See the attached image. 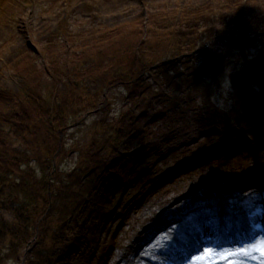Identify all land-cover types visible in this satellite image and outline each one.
Returning a JSON list of instances; mask_svg holds the SVG:
<instances>
[{"label":"trees","instance_id":"trees-1","mask_svg":"<svg viewBox=\"0 0 264 264\" xmlns=\"http://www.w3.org/2000/svg\"><path fill=\"white\" fill-rule=\"evenodd\" d=\"M263 37L264 0H211L161 8L116 26L90 27L65 17L46 41L36 42L37 52L21 48L6 66L18 78L17 89L0 88V264L13 262L35 233L25 264H63L72 244H64L56 255H44V241L80 215L84 224L101 223L99 207L122 187L145 131L158 126L168 133L174 125L170 119L196 105L194 92L204 78L220 74L230 61L243 62L231 68L233 75L254 70L251 79L260 93L253 104L264 107ZM247 44L248 49L257 47L249 59ZM229 79L235 86L231 74ZM114 89L126 100H154L160 110L153 111V103L148 115L151 106L145 105L116 130L70 143L68 130L82 115L93 114V124L103 125L111 105L105 94ZM208 109L198 112L203 124L212 118ZM107 152L108 159L101 162ZM79 173L93 183L91 193L74 200ZM79 246L89 249L90 243L84 238Z\"/></svg>","mask_w":264,"mask_h":264},{"label":"rangeland","instance_id":"rangeland-1","mask_svg":"<svg viewBox=\"0 0 264 264\" xmlns=\"http://www.w3.org/2000/svg\"><path fill=\"white\" fill-rule=\"evenodd\" d=\"M209 1L0 0V88L17 89L18 78L6 66L22 47L46 41L48 32L56 29L59 19L65 15L69 14L71 22L90 27L116 26L146 12L159 11L161 5H165L162 9H173L177 5L199 6ZM249 45L245 47L247 59L257 51L256 46L248 49ZM236 48L241 50L238 46L233 49ZM242 63L240 60L230 62L220 74L204 78L205 83L194 92L196 105L181 109L180 115L172 117L174 125L168 139L166 134L161 139L156 137L161 133L158 127L145 131L133 175L124 181V188L113 202L99 207V212L105 216L104 224H84L80 215L75 224L60 226L44 241L42 253L56 255L64 244H72L68 258H62L63 264H216L217 261L252 264L251 260L264 264L262 252L250 247L251 243L264 239L259 235L258 219L260 203L264 202V109L253 104L260 93L256 80L251 79L254 70L249 67L238 71L237 68L234 75L231 71ZM230 74L235 78V86L230 82ZM152 92L155 91L148 92L149 97ZM125 96L120 89L107 91L106 98L111 105L103 125L93 124V114L86 115L85 125L78 121L68 130L69 142L74 143L75 139L88 142L97 134L98 137L116 130L132 119L133 114L143 112L145 105L151 106L148 115L160 110L154 100L146 103L147 97L141 101L138 97L126 100ZM168 98L171 100L172 96ZM205 108L216 113L211 115L218 123L213 128L192 124V118L196 122L198 112ZM107 159L108 152L100 161ZM193 166L202 167L194 170ZM81 176L79 173L75 178L74 200L91 193L93 179ZM69 207L72 208V204ZM235 211L237 215H233ZM5 217L11 219L7 214ZM225 219L228 221L223 223ZM207 225L214 227L213 237L207 233ZM239 230L247 235L243 237L246 241L242 246L228 245L214 250L212 244L222 239L219 235L227 238ZM250 235L254 236L249 239ZM84 238L92 244L90 251L79 246ZM32 239L25 246L27 249L35 245L36 238ZM206 248L212 250L207 256ZM181 249L189 251V260H183ZM241 249L248 250L247 254L234 255L226 261L220 257L221 252ZM22 252L23 249L15 255L13 262L1 264H20ZM5 253L6 248L4 256ZM197 256L204 258L195 261Z\"/></svg>","mask_w":264,"mask_h":264},{"label":"snow or ice","instance_id":"snow-or-ice-1","mask_svg":"<svg viewBox=\"0 0 264 264\" xmlns=\"http://www.w3.org/2000/svg\"><path fill=\"white\" fill-rule=\"evenodd\" d=\"M204 251H205V256L211 254V252H212V250L208 249V248H206ZM247 251L248 250H246V249H241L238 252H221L220 253V257H221V259H225L226 260V259H228V258H230L231 256H234V255H245V254H247ZM262 255H264V252H262ZM203 258L204 257L197 256V257L194 258V260L195 261H200ZM233 264H236V262L233 261Z\"/></svg>","mask_w":264,"mask_h":264},{"label":"clouds","instance_id":"clouds-1","mask_svg":"<svg viewBox=\"0 0 264 264\" xmlns=\"http://www.w3.org/2000/svg\"><path fill=\"white\" fill-rule=\"evenodd\" d=\"M250 247H252L255 250H259L261 252H264V239L257 240L253 243H251Z\"/></svg>","mask_w":264,"mask_h":264},{"label":"bare ground","instance_id":"bare-ground-1","mask_svg":"<svg viewBox=\"0 0 264 264\" xmlns=\"http://www.w3.org/2000/svg\"><path fill=\"white\" fill-rule=\"evenodd\" d=\"M179 233H180V230H179ZM239 237V234H237V233H234V234H232V237ZM207 237H209V236H207ZM219 237H222V239H219L221 242H224V239H223V237H225V236H221V235H219ZM176 243L178 244V242L176 241ZM162 260H165V261H167V259L166 258H163Z\"/></svg>","mask_w":264,"mask_h":264}]
</instances>
